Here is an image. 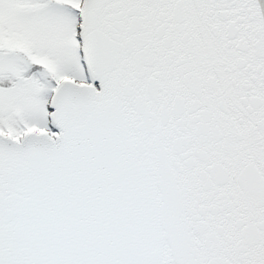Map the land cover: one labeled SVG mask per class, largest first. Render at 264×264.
Instances as JSON below:
<instances>
[{
  "label": "snow or ice",
  "instance_id": "snow-or-ice-1",
  "mask_svg": "<svg viewBox=\"0 0 264 264\" xmlns=\"http://www.w3.org/2000/svg\"><path fill=\"white\" fill-rule=\"evenodd\" d=\"M0 264H264V0H0Z\"/></svg>",
  "mask_w": 264,
  "mask_h": 264
}]
</instances>
